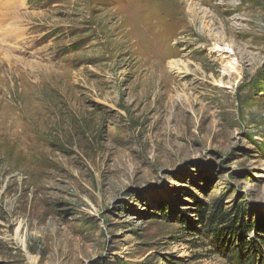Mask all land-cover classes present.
<instances>
[{"label": "rangeland", "instance_id": "374dc122", "mask_svg": "<svg viewBox=\"0 0 264 264\" xmlns=\"http://www.w3.org/2000/svg\"><path fill=\"white\" fill-rule=\"evenodd\" d=\"M248 254L264 264V0H0V264Z\"/></svg>", "mask_w": 264, "mask_h": 264}, {"label": "bare ground", "instance_id": "6f19581e", "mask_svg": "<svg viewBox=\"0 0 264 264\" xmlns=\"http://www.w3.org/2000/svg\"><path fill=\"white\" fill-rule=\"evenodd\" d=\"M232 7L235 9V6H232ZM190 10H191V9H190ZM213 38H214V40H215L216 42H222V39H221L220 37L214 36ZM226 71H227L228 73L236 72L234 64H233V63H227V64H226Z\"/></svg>", "mask_w": 264, "mask_h": 264}, {"label": "trees", "instance_id": "16d2710c", "mask_svg": "<svg viewBox=\"0 0 264 264\" xmlns=\"http://www.w3.org/2000/svg\"><path fill=\"white\" fill-rule=\"evenodd\" d=\"M251 259H252L251 254H248V255H246V256L243 257V263L246 264V262H247V263H249V264H253V263L251 262Z\"/></svg>", "mask_w": 264, "mask_h": 264}]
</instances>
